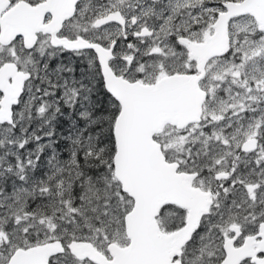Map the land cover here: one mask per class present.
<instances>
[{"label": "snow or ice", "instance_id": "obj_1", "mask_svg": "<svg viewBox=\"0 0 264 264\" xmlns=\"http://www.w3.org/2000/svg\"><path fill=\"white\" fill-rule=\"evenodd\" d=\"M0 264H264V0H0Z\"/></svg>", "mask_w": 264, "mask_h": 264}, {"label": "trees", "instance_id": "obj_2", "mask_svg": "<svg viewBox=\"0 0 264 264\" xmlns=\"http://www.w3.org/2000/svg\"><path fill=\"white\" fill-rule=\"evenodd\" d=\"M67 128V124H63L62 127L60 128L61 132H64Z\"/></svg>", "mask_w": 264, "mask_h": 264}]
</instances>
